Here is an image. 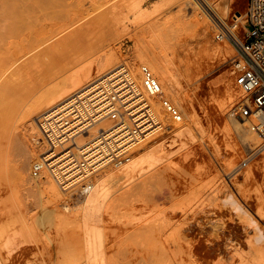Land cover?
Returning <instances> with one entry per match:
<instances>
[{
    "label": "bare ground",
    "instance_id": "1",
    "mask_svg": "<svg viewBox=\"0 0 264 264\" xmlns=\"http://www.w3.org/2000/svg\"><path fill=\"white\" fill-rule=\"evenodd\" d=\"M50 1L0 0V264H126L116 258L117 238L121 234L133 237L134 247L130 254L147 256L149 258L147 260L153 258L156 260L154 264H175L176 258L180 262V259L200 253L207 256L211 248L214 246L215 249L217 245L219 248L222 241L234 246L235 243L231 242L235 238L233 236L235 219L232 217L231 209L238 210L237 213L241 216L246 214V210L231 193H226L220 198L226 205L225 208L223 206L214 208V202H211L214 195L207 198L202 193L191 192L179 202L176 199L178 204L174 201V207H170L171 203L168 209L166 206L164 208L163 204L162 208H157L161 204L153 205L151 203L153 200L150 201L151 197L148 198L145 193L146 196L143 193H128L132 186L141 184L154 170L158 172L160 164L168 158L169 146L172 143L179 139L184 142L190 135L192 126L197 122L196 112L192 108L187 107L183 110L188 122L181 121L170 125L167 130L170 132L169 137L172 138L170 142L166 143V140L162 139L157 144L141 145L131 161L116 163L117 165L113 167L106 165L109 160H100V154H96L102 147L104 134L106 138H111L107 142L112 146L113 142L117 143L115 142L117 139H120L119 144L129 141L130 132L136 133L137 139L141 138L138 133L139 126H124V123L132 124L133 119L135 123L138 121L136 124L141 125L146 117L139 120L142 112L139 114L136 112L138 113V108L147 102L130 109L126 116L122 114L121 118L111 125H108L106 117L109 111L103 109L102 105L98 106L99 109L92 116H88L89 119L84 117L85 112L82 115L77 113L76 107L81 106L76 105L79 101L82 106L92 110L90 100L98 96L97 92L91 95L96 89L93 84L96 80L99 79L98 83L109 87V80L115 77L116 80H122L114 92L115 98L122 103L130 100L129 104H137L145 90L146 98L154 110L153 112L150 107L147 108L152 120H156L158 116L163 119L161 108L168 114L162 102L158 100L159 94L165 89L173 95L175 103L179 105L178 80L166 59L161 57L158 51H154L165 48L170 34L162 33L158 27L154 28L151 22H147L145 26L143 22L133 23L137 21V13L145 0H71V2L68 0V5L74 4L75 8L69 12L70 14L68 12L63 14L62 11V16L58 17H67L62 23L56 17L60 14V9L55 15L52 12L53 7L49 9L51 13L44 8L47 14L53 13L52 19L58 20L60 24L57 26L51 24L48 26L49 29L40 31L33 26L40 21L41 16H38V12H41L39 10L41 6L50 5ZM203 1L207 5L206 8L212 10L214 18L227 26V34L233 35L232 28L224 20L225 15L231 11L233 0H214L213 3ZM52 19H47V22ZM39 24L37 26L43 29L42 22ZM205 24L200 34L205 48L210 50L211 58H214L215 70L218 68L215 62L225 57L228 47L216 44L213 46L212 28ZM136 26L148 28L146 30L149 38L140 39L139 42L145 48H151L152 53L140 52L125 56L115 48L119 39L105 36L106 31L112 27L127 32L129 28ZM72 45L76 49L92 50L91 54L90 51L85 52L90 63L83 64L84 59H81L80 52L78 53L80 56L77 54L79 49L76 50V54L81 60L75 63L65 62L64 51L67 48L71 49ZM73 53L75 52H70L67 58L71 57L70 55L73 58ZM93 60L95 63L92 64ZM141 62L147 63L146 66L149 65L161 75L162 78H156L161 93L149 94L144 87L141 67L139 68ZM124 65L128 66L129 70H123ZM231 73L232 69L227 70V74L220 78L226 99L222 104L225 107L230 106L244 93L245 97L238 106L247 98L246 92L235 81L237 91L231 89L229 80ZM202 78L196 79V88H201L202 83L199 81ZM123 84H126L128 91H121L120 86ZM99 102L100 100L97 103ZM71 112L73 117H80L82 121L87 118L80 127L65 135L66 140L72 136V143L78 148V151H73L74 156L79 154L82 156L79 161L85 171L91 170L88 165L98 162L92 167L98 169L95 179L91 181L89 178L88 181L73 187L69 186L80 175L71 179L75 173L70 175L68 167L64 168L66 160L58 161L65 158L67 145L60 141L58 137L60 129L54 124L58 122L56 119L61 117L59 119L63 124L59 126H65L63 132L68 131L65 129L68 125L65 124L69 123L67 115ZM118 112L121 114L123 111ZM227 113L236 134L247 146L251 147L248 145L249 142L252 144L257 142L258 134L252 129V124L257 123L255 117H243L239 112L236 115L231 109ZM261 121L264 122V115L261 116ZM89 124L94 125L80 135L73 136ZM123 136L126 137L121 139ZM81 138L86 140L79 142ZM59 157L61 158L58 159ZM64 162L66 163L63 164ZM104 165L105 167L101 168ZM64 191L69 192L71 202L60 196ZM37 207L39 210L35 211L34 218L30 215L28 217L24 209L32 210ZM199 208L201 210L205 208L218 215L216 217L219 218L221 226L214 234V238L213 235L204 238L206 230L201 225L203 222L197 217ZM32 211L34 213V210ZM245 216L249 218L251 215L243 217ZM247 217L245 218L248 219ZM251 218L249 219L252 221L247 220L248 224L250 222L256 224V218ZM4 219L9 221L7 226L1 225ZM39 225H42L44 231L47 229L55 233L54 245L44 243L38 236ZM256 238L260 241L261 233H258ZM230 246L228 251L238 250Z\"/></svg>",
    "mask_w": 264,
    "mask_h": 264
},
{
    "label": "rangeland",
    "instance_id": "2",
    "mask_svg": "<svg viewBox=\"0 0 264 264\" xmlns=\"http://www.w3.org/2000/svg\"><path fill=\"white\" fill-rule=\"evenodd\" d=\"M208 1L213 3L214 0ZM248 1L249 0H233L230 8L231 11L229 12V14L227 13L229 16L226 14L227 17L226 15L224 17L225 22L230 25L234 34H236V32L237 34H240L244 29ZM47 3L49 4V2ZM68 3V0H51V8L50 5H46L47 7L45 5H43L44 7L41 6L42 8L39 9L41 12H38V16L41 17H39L40 21H38L39 23L42 22L43 25L41 24V26H43V29L40 27L42 29L41 30L39 26H37L40 25L39 23L34 25L33 27H37L36 29L43 31L47 30L48 26L51 24L53 26H57V24L59 25L60 23L65 21L67 17L63 16L62 18H59L58 16L61 15L62 11H64L63 14H66L65 12L71 13V11L75 8L74 4L68 5ZM204 3L205 2H202V0H145L143 3V7L137 13V21L133 22L132 20L134 24L143 22L144 26L147 24V22H151L152 24H154V28L158 27V30H161L162 33H167L168 35L170 34L168 36L169 40L167 39L168 41L165 48L160 50L156 49L154 51H158L160 56L166 59L174 76L178 80V89L180 96L179 105L175 103L173 95L170 94L167 89L159 94L158 100L161 102V98H168L177 106V108L182 113L183 121L187 122L188 118L185 116L183 110H186L187 107L192 108L196 112L197 122L192 126L191 133L184 139V142L183 140L179 139L169 146L170 150L168 153V158L166 159V161L160 164V166L158 167L159 170H157L158 172L154 170L151 176L147 177V179H145L141 184L132 186L131 190L128 193H145L148 198L151 197L150 201L153 200L151 202L153 205L157 206L161 204V207L157 206V208H162V206L164 205L163 207L165 208L166 206L167 209L172 206L174 207L173 204L175 203L174 201H176V199L179 202L183 198H185V196L187 197L191 192L200 194L202 193L207 198L211 197V195H214V199L211 198V202H214V208H217L219 206H223L225 208L226 205L221 202L220 198L226 193H231L246 210V214L244 215H251L253 218L255 217L256 219H254L257 223L253 224L252 222H250V224H248L249 221H252L249 219L251 218V216L249 218L245 216L249 219V221H247L248 219L243 217L244 215L241 216V214L237 213L238 210L231 209L232 217L233 219H235L234 222L232 220V222L235 224L233 228V236L235 238L231 242L235 243L234 246H230L227 244V242L222 241L219 244L220 251L218 245L215 247V249L213 246V248H211V251H214H210L207 256L203 255L202 253L196 255L197 257L191 256L195 257V259L191 258L190 256L189 258L186 256L187 258H183V260L185 261L180 259V262L179 259L176 258L174 263L180 264L182 262V264H192L194 262L193 264H264V146H262L264 145V143H262L260 138L256 135L258 139L257 142L253 144L252 142H249L248 145L250 144L251 147L247 146L236 134V131L233 129L232 124L229 121L227 113L228 110L231 109V111H234V113L238 115V111L236 109L238 108L239 103L245 97L243 96L245 95L244 93L242 97L238 98L237 100L232 102L230 106L227 107L222 104L226 99L224 96L225 93L223 92L224 90L222 88L223 84L220 78L222 75L227 74V70H231L232 58L236 54V50L230 39L232 35H229V33L227 34V26L225 27V25L214 18L212 10L206 8L207 5L206 3L204 5ZM52 7L54 8L53 10H55V8L57 9V11L52 10V12L54 13H57L61 10L60 14L56 15L55 13L60 23L58 20H53V13L50 14L51 11H49V9H52ZM44 8H47L50 13L48 12L47 14V10ZM44 10L46 11V14ZM40 13L42 15H45L42 16L40 15ZM43 19L45 20L42 21ZM47 19H52V23L49 24V22L51 21L47 22ZM205 23L210 26V29L212 28V45L214 46V44H216L218 46L228 47V52L226 53L225 57L221 58L218 62H215L218 66V68L215 70L214 58H211V55L209 53L210 50L205 48L204 41L202 40L200 34V30ZM144 26H136V28L132 27L134 29L129 28L130 30L127 32L119 31L121 28L112 27L106 31L105 36L107 38L111 37L119 39V42L116 44L115 48L118 52H121L125 56H132L140 52H147L149 54L152 53L153 50L151 48H145V46L139 42L141 41L140 39L149 38V33L147 31L148 28H145ZM44 27H46V29ZM121 34L123 35L121 36ZM218 34L223 36H218ZM68 49L70 48H67L64 51L66 54L65 62L71 61V63H75L76 61L84 59L83 64L90 63V59L85 52L90 51L89 54H91L92 50H86L85 48V51L79 48L76 49V47H73V45L70 50ZM76 50H78L77 54L80 52L79 54L81 56L79 54L78 55L81 57V59L76 54ZM81 50L84 51L83 55L81 54L83 53ZM70 52H75L73 53V58L72 55H70L71 57L67 58V55L69 56ZM74 54L76 55L77 59L75 58ZM70 58L72 59L70 60ZM93 63H95L94 60L92 61V64ZM211 63L212 66H210ZM146 64L147 63L141 62L139 64V68L142 65ZM147 66L149 67V65ZM124 69L129 70V67L124 65L123 70ZM151 70L156 78L161 77L158 72L154 71L153 69ZM199 77H203L202 80L199 81L202 83V86L201 88H196L195 81ZM116 79L117 77L110 79L111 81L109 80V87L116 86L112 87L111 89H114V92L116 90L115 88H117V86L122 83V80L119 81L120 79ZM229 80L231 89H235V87L237 86H235L236 84L234 83V77L232 73L229 75ZM96 81L93 83L95 85L94 87H97V85L99 86L100 84L98 83L100 82L99 79ZM120 87L121 91H128L126 90V84H123ZM235 90L237 91V89ZM94 92H96V89L91 92V95L94 94ZM142 95L143 96H141L137 100V104H129V100L128 102L124 103L120 101L119 104L121 105H116L117 109L120 112L123 111V115L126 116V112L130 109H133L137 105H141L144 102L148 103H146L147 106H145L146 104L140 106L138 108V113L136 112V114L142 112V117L139 120L146 117L144 120H142L141 125L136 124L138 121H136L135 123L133 119L131 121L132 124L124 123V126H139L138 133L142 136L141 138H138L140 142L134 143V146L130 149V151H128V155L130 156L129 161L133 159L138 147H140L141 145L157 144L162 139H165L166 143L170 142L172 138L169 137L170 132H167V130L170 128L171 124L179 123L173 122L172 118L165 112L163 108H161L163 119L158 116L156 120H152L151 116L149 115L150 113L147 111V108L150 107L153 112L154 110L149 104L148 99L146 98L145 90ZM127 103L129 105H127ZM72 114L73 112L67 115L69 123L65 124L66 126L68 125L65 129H68V131L63 132V127L65 126H59L63 124L61 123L62 120H60L61 117H58V119L60 118L59 120L56 119L58 122H54V124H57L58 128L60 129V131L58 132V137L59 139H61L60 141L66 143L67 145L65 158L58 161L63 162L66 160L67 163H63H66L64 168L68 167L69 172L71 173L70 175L75 173L71 177V179L80 175L74 180L75 182L73 181L74 183L69 187H73L77 184H80L81 182H86V180L89 178L92 181L98 175L96 173L98 169L92 168L98 162L87 166L89 167V169H91V172L85 171L84 166L81 165L79 161L82 159V156L80 154L78 156H74L73 151H78V148L74 143H72V136L69 137L68 140H66L67 136L65 135L67 133L73 131L74 129H77L82 123L87 121V118L82 121V118L73 117ZM121 115L122 114H120L117 119H112L107 114V122L109 123L107 124L111 125L115 123L121 118ZM89 118L90 117H88V119ZM93 125L94 124H89L83 130H79V132H76L73 136L80 135L82 132ZM85 140V138H81L79 142H84ZM260 147L263 148L260 149ZM84 155H86V153ZM60 158L61 157H59L58 159ZM129 161H124L123 163ZM106 165L113 167L117 164H114L112 161L108 162V164ZM103 167H105V165L101 168ZM101 168H99V170ZM86 173H88V175H85ZM68 188L66 190H68ZM145 194L144 196H146ZM60 196L69 199L70 202L72 201V197L67 191L62 192ZM181 196L184 197L181 198ZM178 202L176 201V204H178ZM24 210L28 217L29 215L30 217H33V215L36 213L35 211H38L39 208L37 207L32 209L34 210V213L29 209ZM213 215H215V217ZM216 215L217 214H213L209 210L207 211L205 208L202 210L201 208H199L197 217L199 218V221L203 222V224L201 222L200 223L206 230V232L204 231V238L210 236L212 237V235V238H214V234L218 230H220L219 227L221 225L218 222V215L217 217ZM8 223L9 221H5L4 219L1 222V225L7 226ZM251 223L253 225H251ZM43 229L44 228L42 227V225H39L37 230L38 236L43 240L44 243H48V245L50 246L54 245L56 237L55 233L52 232V230L47 231L46 229L44 231ZM258 233H261L260 241H258L259 239L256 238ZM117 244L118 249L116 252V258L119 261L126 264H140L150 261L151 264H154L153 262L155 259L153 260V258L147 260L149 259L147 258V256L144 257L141 254L133 255L129 253L130 250L134 247L132 236L121 234L117 238ZM229 246L232 249L238 248V250H229V252ZM196 258L198 262L195 261ZM201 260L203 262H201Z\"/></svg>",
    "mask_w": 264,
    "mask_h": 264
},
{
    "label": "built area",
    "instance_id": "3",
    "mask_svg": "<svg viewBox=\"0 0 264 264\" xmlns=\"http://www.w3.org/2000/svg\"><path fill=\"white\" fill-rule=\"evenodd\" d=\"M230 39L236 50V54L232 58L231 68L234 81L247 94V98L236 110L243 117L253 116L257 119V123L252 124V129L258 134L262 142H264V122L261 121V116L264 115V0L248 1L245 27L240 34L236 32ZM141 71L144 87L148 93L153 95L161 93L160 84L152 71L146 65L141 66ZM107 87L108 85H103L101 83L96 87L97 93H95L98 94V96L95 97L94 100H90L91 111L82 106L80 101L76 103V105H81L76 107L78 109L77 113L82 115V113L85 112L86 116H92V114L99 109L98 106L102 105L101 107L104 106L103 109L109 111L108 115L112 119H117L120 113L117 109H114V107L117 104H121H119V99L115 98L114 89L111 91L112 87L116 86L108 87V89ZM99 100L100 102L97 103ZM161 100L163 107L172 118V121H183V115L175 105L167 98L163 97ZM120 131H122V129H120ZM105 133H107V131ZM128 134H130L129 141L119 144L118 142L120 139H117L115 141L117 143L113 142V146L107 142L111 138H106L104 134L102 147L99 148L98 153H96L98 155L100 154V160L107 159L109 162L113 161L114 164H121L124 161H128L130 159L128 151L134 146V143L138 142L136 133L133 134L130 132ZM123 138L124 136L121 137V139ZM132 141L134 142L129 145Z\"/></svg>",
    "mask_w": 264,
    "mask_h": 264
}]
</instances>
